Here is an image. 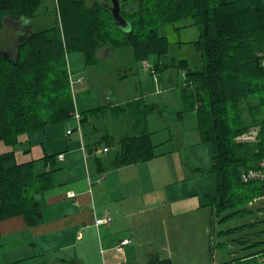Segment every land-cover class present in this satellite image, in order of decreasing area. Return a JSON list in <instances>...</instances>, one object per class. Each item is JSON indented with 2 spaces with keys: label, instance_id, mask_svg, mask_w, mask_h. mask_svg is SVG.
I'll use <instances>...</instances> for the list:
<instances>
[{
  "label": "trees",
  "instance_id": "16d2710c",
  "mask_svg": "<svg viewBox=\"0 0 264 264\" xmlns=\"http://www.w3.org/2000/svg\"><path fill=\"white\" fill-rule=\"evenodd\" d=\"M44 1L0 0V26L7 17L35 18ZM120 1L122 15L132 23L128 32L116 26L107 2L57 0L61 25L23 35L14 56L0 50V141L16 146L24 134L32 139L49 124L73 118L76 105L66 57L70 48L83 52L88 62H96L105 46H131L140 61L163 56L167 40L158 28L188 20L177 28L198 26L193 44L201 65L182 59L180 66L185 69V95L195 103L200 142L212 147L216 183L203 205L210 209L213 225L255 211L252 205L264 197V182H245L242 173L264 158V0ZM156 64L155 69H162V60ZM84 112L82 124L87 121ZM251 126L259 127L258 141L236 140ZM118 142L120 149L111 159L115 167L162 154L151 132L126 134ZM53 157L49 155L52 165ZM55 171L53 166L38 172L33 162H17L14 151L0 152V221L21 214L29 224L39 222L37 196L54 185ZM263 222L258 218L220 229L227 239L218 245L230 257L216 264H264ZM147 264L172 263L152 258Z\"/></svg>",
  "mask_w": 264,
  "mask_h": 264
},
{
  "label": "rangeland",
  "instance_id": "374dc122",
  "mask_svg": "<svg viewBox=\"0 0 264 264\" xmlns=\"http://www.w3.org/2000/svg\"><path fill=\"white\" fill-rule=\"evenodd\" d=\"M100 1L107 2L110 7L113 4L112 0ZM186 23L188 20L158 28L159 35L167 40L168 50L163 56L152 54L149 59L140 61L135 58L131 46L102 47L96 62H88L87 56L77 49L70 48L66 55L76 109L79 112L85 110L84 116L87 117L82 131L101 150L105 146L110 148V151L102 152L101 159L106 161L116 155L120 136L126 135L132 126H135V132L150 131L153 142L159 144L157 151L162 154L152 158V162L143 161L122 172L129 180H139L143 192L150 188L142 197L144 202L155 199L161 203L166 196L172 195L176 198L195 196L202 205L206 194L215 189V177L211 170L214 161L212 147L207 142H196L193 136L198 124L195 103L185 95V69L180 66V61L187 59L194 67L201 65L200 52L193 44L199 36V28H177ZM58 24L61 25V16L57 0H45L36 13L33 27L39 30ZM15 34L12 26L0 32V47L16 41ZM15 54L13 44L10 55ZM159 60H162V69H155ZM92 108L96 110H90ZM48 126L63 131L69 128L73 132L72 137L80 134L74 116L66 122ZM247 136L249 139H245ZM258 139V126H251L236 137L243 142H256ZM132 189L136 196L141 192L138 183ZM257 205H264V199ZM246 206L250 207L249 204ZM252 208L255 211L258 209L256 206ZM255 211H247L227 223L214 225L210 209L205 206L189 209L180 215L174 214L167 217L165 223L159 221L149 229L155 232L151 245L153 254L158 252L160 255L161 247L166 245L173 264L218 263L230 257L226 247L218 245L227 239L218 231L263 216ZM166 213L161 208L160 214L164 216ZM144 235L146 231L141 236ZM144 238L141 241H146ZM140 248L142 253L144 245ZM145 260L140 257L135 263L144 264Z\"/></svg>",
  "mask_w": 264,
  "mask_h": 264
},
{
  "label": "crops",
  "instance_id": "0c3cea01",
  "mask_svg": "<svg viewBox=\"0 0 264 264\" xmlns=\"http://www.w3.org/2000/svg\"><path fill=\"white\" fill-rule=\"evenodd\" d=\"M34 21L35 18L29 21L5 18L0 32L12 26L17 40L0 50L10 52L13 44L16 47L26 35L28 24L33 31L37 30L33 27ZM68 130L46 126L43 134L32 139L28 134L22 135L21 143L16 146L0 141V152L14 151L19 163L33 162L41 170L38 172L56 168L54 185L37 196L42 211L39 222L29 224L21 214L0 221L3 264H136L135 260L140 257L147 258L144 264L152 258L171 260L166 245L161 247L160 255L153 254L151 245L155 232L149 229L159 221L165 223V219L174 214L201 209L204 203L201 205L195 196L176 198L175 195L166 196L161 203L155 199L144 202L142 197L150 188L143 192L139 180H129L122 174L141 162L115 167L112 157L106 161L100 158L103 151H110V148L105 150L108 146L101 150L89 136L87 139L82 129L78 137H72L73 132L69 134ZM146 132L150 131L135 132L132 126L126 134ZM193 132L196 142L201 143L198 129ZM119 149L120 144L117 152ZM49 155H54L53 165ZM137 183L141 192L136 196L132 187ZM128 187L130 190H126ZM263 199L252 205L258 208V215L263 214L261 220L264 219V205L257 203H262ZM161 208L167 211L166 215L160 214ZM107 217L111 220L98 223ZM145 231L146 235L141 236ZM262 236L264 238V232ZM144 237L146 241H141ZM124 240L129 242L124 243ZM141 245H144L142 253Z\"/></svg>",
  "mask_w": 264,
  "mask_h": 264
},
{
  "label": "built area",
  "instance_id": "2783aa9c",
  "mask_svg": "<svg viewBox=\"0 0 264 264\" xmlns=\"http://www.w3.org/2000/svg\"><path fill=\"white\" fill-rule=\"evenodd\" d=\"M72 81V80H71ZM74 118L78 122V129L81 131L82 129V122H81V114L79 110L75 109L74 111ZM254 131V130H253ZM72 132L71 129L68 130V133L70 134ZM245 139H249V137H245ZM108 148L106 147L105 150ZM63 158V156H61ZM242 180L245 182H250V181H261L264 182V158H262L259 161V164L257 167L250 168L248 170L243 171L242 173ZM111 220V217H107L105 219L100 220L98 223H103V222H108ZM124 243L129 242V240H124Z\"/></svg>",
  "mask_w": 264,
  "mask_h": 264
},
{
  "label": "water",
  "instance_id": "95a60500",
  "mask_svg": "<svg viewBox=\"0 0 264 264\" xmlns=\"http://www.w3.org/2000/svg\"><path fill=\"white\" fill-rule=\"evenodd\" d=\"M112 6L110 7L112 15H113V19L115 21L116 26L122 30V31H130L132 29V23L130 20L126 19L123 15H122V3L120 0H112ZM30 19H28L29 21ZM33 30L31 29V27L29 26V24L27 25V33L26 34H30Z\"/></svg>",
  "mask_w": 264,
  "mask_h": 264
}]
</instances>
